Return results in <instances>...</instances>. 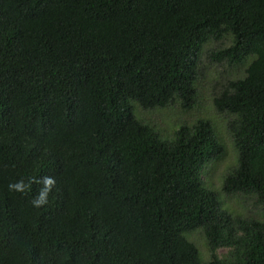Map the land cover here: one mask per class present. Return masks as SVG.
<instances>
[{
	"label": "trees",
	"instance_id": "1",
	"mask_svg": "<svg viewBox=\"0 0 264 264\" xmlns=\"http://www.w3.org/2000/svg\"><path fill=\"white\" fill-rule=\"evenodd\" d=\"M206 88L236 150L220 189L264 210V0H0V264H264V214L206 176L210 120L139 113ZM45 175L42 207L7 188Z\"/></svg>",
	"mask_w": 264,
	"mask_h": 264
},
{
	"label": "rangeland",
	"instance_id": "2",
	"mask_svg": "<svg viewBox=\"0 0 264 264\" xmlns=\"http://www.w3.org/2000/svg\"><path fill=\"white\" fill-rule=\"evenodd\" d=\"M205 63V60L203 59ZM210 71L213 69L210 68ZM221 70V69H220ZM219 70V71H220ZM200 98L197 103L188 110L179 108L177 103L166 108L154 109L149 111H143L139 109V113L142 117L149 119V122L157 127L161 132H170L174 125L180 124L184 119L188 122H193L197 117H203L210 120L213 125L215 132L218 134L220 141L223 143L224 151L219 160H216L214 168L206 173L211 186L216 190H219L220 197L224 204L223 207L227 208L232 213L238 214H250L253 216H263V208H259V205L254 203L252 196L243 193H234L230 196L221 191L222 175L227 172V169L235 164L236 161V150L232 144L229 131L226 128V116L219 114L215 111L210 97L209 91L206 89L200 92ZM227 205V206H226ZM264 218V217H260ZM195 242L200 252V258L203 261L208 260L209 252L205 246V240L200 231H194L190 237ZM227 252V248H219L217 251L218 256H223Z\"/></svg>",
	"mask_w": 264,
	"mask_h": 264
},
{
	"label": "clouds",
	"instance_id": "3",
	"mask_svg": "<svg viewBox=\"0 0 264 264\" xmlns=\"http://www.w3.org/2000/svg\"><path fill=\"white\" fill-rule=\"evenodd\" d=\"M33 184H39V188L35 197L31 200L33 207L39 208L48 203L49 193L53 191L56 181L54 177L45 175L41 178L30 177L27 181L18 179L15 182H10L7 185L9 191L17 193H26Z\"/></svg>",
	"mask_w": 264,
	"mask_h": 264
}]
</instances>
